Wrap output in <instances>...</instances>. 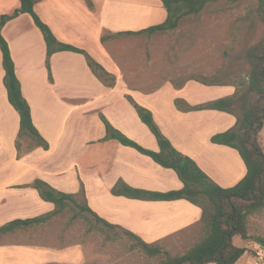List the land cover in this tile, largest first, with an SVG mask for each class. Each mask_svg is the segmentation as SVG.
<instances>
[{
    "label": "crops",
    "instance_id": "obj_1",
    "mask_svg": "<svg viewBox=\"0 0 264 264\" xmlns=\"http://www.w3.org/2000/svg\"><path fill=\"white\" fill-rule=\"evenodd\" d=\"M90 2L92 9L85 0H34L33 9L57 41L86 51L114 76L110 88L91 73L82 55L67 51L50 57V80L45 42L28 14L18 15L1 30L22 96L30 107L32 124L49 148H35L17 159L19 115L7 99L0 52V227L53 210L36 190L22 188L40 179L63 193L76 194L82 188L90 211L146 244L170 251L193 243L190 249L201 236L199 207L186 200L143 201L112 195L118 181L157 193L179 190L182 183L172 170L135 149L116 140H104L100 116L142 148L158 151L154 136L128 101L130 97L151 112L178 152L192 159L218 186L230 188L245 176L244 163L236 150L213 144L210 139L233 128L235 117L215 110L181 112L174 101L181 99L195 106L232 96L235 87L229 83L203 85L194 78L184 79L176 87L172 79L133 72L130 77L135 85L128 86L125 62L116 58L120 50L112 35L160 24L166 12L159 0ZM19 6V0H0V16L11 15ZM259 141L264 151V126ZM24 232L16 230L0 236V264H85L80 245L57 248L15 241Z\"/></svg>",
    "mask_w": 264,
    "mask_h": 264
},
{
    "label": "trees",
    "instance_id": "obj_2",
    "mask_svg": "<svg viewBox=\"0 0 264 264\" xmlns=\"http://www.w3.org/2000/svg\"><path fill=\"white\" fill-rule=\"evenodd\" d=\"M92 9L90 0H85ZM165 12V20L157 25L150 26L136 32H123L113 34L118 36L147 37L164 34L177 30L182 19L199 15L207 5L217 3L219 0H159ZM255 1V17L261 29L254 42H251L244 52V65L241 68V77L237 83H229L235 87L232 96L208 101L203 104L191 106L184 100L176 99L175 107L181 112L200 110H215L231 114L236 122L233 128L211 137L213 144L223 145L236 150L244 163L246 174L235 186L221 188L214 183L189 157L178 152L162 134L155 123L150 111L141 107L130 97L128 101L134 108L139 120L154 136L158 151L153 152L142 148L131 141L110 123L100 116L105 127L104 140H116L121 145L131 147L142 155L149 157L162 168L172 170L182 188L166 193H157L134 189L122 181H118L111 189L114 196H123L129 199L143 201H174L186 200L201 209V236L195 244L184 254L170 256L164 249L156 244H146L136 235L118 226L111 225L99 218L86 206L82 188L76 194L57 191L46 182L35 179L22 188L36 190L41 200L51 203L53 210L44 215L17 219L0 227V236L16 230H29L41 226L53 218L67 212H75V216L85 212L97 224L107 230H121L125 235L135 241L137 247L149 258L160 257L159 264H236L244 255L246 249L234 245L233 239H249L248 218L264 210V151L260 145L259 136L264 126V0ZM20 6L11 15L0 16V52L2 55V68L4 70L3 85L7 92V99L12 108L19 115V131L15 141L16 157L22 158L35 148L48 150V143L40 136L31 121L30 107L21 93V87L15 75L14 63L10 49L1 34L4 25L20 14H28L42 34L46 46V68L49 79L50 57L57 52H73L85 58L91 73L106 87L114 86L115 78L108 73L89 54L79 48L57 41L49 27L43 23L34 12V0H19ZM105 36H102V41ZM199 77L194 78L203 85H225L220 79ZM176 87L180 85L174 84ZM27 138L32 142L25 150L21 141ZM82 199V203L78 202ZM78 210V211H77ZM256 243L264 247V239L257 237Z\"/></svg>",
    "mask_w": 264,
    "mask_h": 264
},
{
    "label": "rangeland",
    "instance_id": "obj_3",
    "mask_svg": "<svg viewBox=\"0 0 264 264\" xmlns=\"http://www.w3.org/2000/svg\"><path fill=\"white\" fill-rule=\"evenodd\" d=\"M255 10V1L219 0L207 5L199 15L182 19L175 31L151 37H115L121 51L117 52L116 58L125 62L128 86L135 85V81H131V72L158 79L169 78L176 84L199 77H218L222 83H237L244 65V52L261 29ZM111 52L115 54L113 50ZM21 143L23 150L32 145L27 138ZM78 202L82 203V199L78 198ZM74 215L75 212L68 210L25 231L15 241L57 248L80 245L85 264L160 263V257L149 258L133 247L135 241L121 230H107L85 212L75 218ZM247 225L249 239H233L234 245L246 249L236 264H263L255 258L252 248L254 244L259 245L255 238L264 239V210L250 216ZM184 248L166 252L170 256L181 255L186 251Z\"/></svg>",
    "mask_w": 264,
    "mask_h": 264
},
{
    "label": "built area",
    "instance_id": "obj_4",
    "mask_svg": "<svg viewBox=\"0 0 264 264\" xmlns=\"http://www.w3.org/2000/svg\"><path fill=\"white\" fill-rule=\"evenodd\" d=\"M252 249L255 258L264 264V247L254 244Z\"/></svg>",
    "mask_w": 264,
    "mask_h": 264
}]
</instances>
